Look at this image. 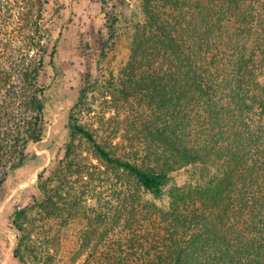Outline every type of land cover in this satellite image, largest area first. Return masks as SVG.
I'll return each mask as SVG.
<instances>
[{
    "label": "trees",
    "instance_id": "trees-1",
    "mask_svg": "<svg viewBox=\"0 0 264 264\" xmlns=\"http://www.w3.org/2000/svg\"><path fill=\"white\" fill-rule=\"evenodd\" d=\"M114 1V8L128 4ZM144 12L145 21L135 29L140 37L135 47L138 65L143 71L128 83L129 88L155 97L149 103L152 114L146 118L152 130L138 133L144 145L140 148L143 164L113 156L74 114L64 129L72 138L83 135L102 160L124 169L155 195L163 192L171 172L189 163L218 161L224 167L212 181L219 185L201 188L199 196L193 194L187 202L175 197L172 214L146 202L135 211L126 202L127 227H142L152 215L155 234L139 237L140 245L120 250L135 257L134 250L127 249H144L145 241L150 243L155 236L156 248L145 255L155 253L157 260L135 264H264V0H144ZM120 21L116 12L107 16L109 34L95 47L98 52L93 51L97 59L106 57ZM10 26L11 0H0V205L8 178L38 157L27 149L32 143H45L55 117L52 97L38 81L43 57L30 52L15 56L11 79ZM15 74L30 86L28 103L33 114L28 126L14 123L12 160L11 80ZM77 93L80 104L88 89L80 87ZM54 136L47 141L54 142ZM48 147L52 154H59L53 143ZM46 170L38 174L33 203L13 214L19 232L14 255L22 264H28L25 251L31 247L36 251L34 259L48 263L51 247L47 250L41 243L55 242L41 237L42 229H38L40 222L57 217L56 207L62 203L59 195H51L56 177H45ZM125 191L127 200V186ZM118 214L116 210L113 219ZM124 261L131 264L132 260Z\"/></svg>",
    "mask_w": 264,
    "mask_h": 264
},
{
    "label": "rangeland",
    "instance_id": "rangeland-1",
    "mask_svg": "<svg viewBox=\"0 0 264 264\" xmlns=\"http://www.w3.org/2000/svg\"><path fill=\"white\" fill-rule=\"evenodd\" d=\"M114 2L11 0V40L8 45L11 79L15 56L30 52L36 58L43 57L38 81L47 87V93L52 97L55 117L48 125L45 143H32L27 149L36 152L38 157L20 168L15 176L11 174L1 195L4 198L0 205V264H22L14 255L19 232L13 223V214L33 203L32 193L43 169H47L45 177H56L51 195H59L62 203L56 207L57 217L45 219L38 227L42 229L41 237L55 240L53 245L44 244V240L41 243L47 250L51 247L50 261L40 263L39 259H34L36 251L31 247L32 250L27 248L25 251L28 264H125L127 258L132 260L131 264L147 259L156 261L155 253L145 255L156 248L155 236L151 237L150 243L145 241L144 249H127L130 253L134 250L135 257H127L121 251L129 245H140L139 237L150 232L155 234L152 215L142 227H127L126 202L130 201L135 211L141 210V205L146 202L150 207L156 206L172 214L170 206L175 197L181 196L187 202L191 195L197 193L199 196L201 188L220 184L212 181L221 174L223 164L218 161L189 163L170 173L161 194H152L124 169L102 160L83 135L75 134L72 138L64 129L69 115L74 114L113 156L143 164L140 148L144 145L139 141V134L145 135L152 130L153 125L146 118L152 114L149 103L154 102L155 97L129 88L128 83L143 71L138 65L139 54L135 47L140 37L135 29L146 19L144 0H127V5L116 8ZM114 12L121 20L118 36L110 43L106 57L97 59L93 51L98 52L95 47L107 39V16ZM84 86L88 89L87 97L78 104L77 91ZM15 92L19 93L18 98ZM30 92L29 84L15 74L11 80V140L16 135L14 123L26 122L28 126L32 117L28 103ZM53 134L55 141H47ZM14 142L13 139L11 159ZM50 143L59 150L58 155L52 154L48 147ZM110 184L115 190L110 189ZM126 186L130 194L127 200ZM116 210L119 217L113 219ZM33 233L37 237L36 231ZM131 236L134 242L130 240Z\"/></svg>",
    "mask_w": 264,
    "mask_h": 264
}]
</instances>
